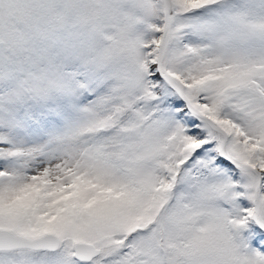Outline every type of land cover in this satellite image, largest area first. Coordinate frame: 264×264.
I'll list each match as a JSON object with an SVG mask.
<instances>
[{"label":"snow or ice","instance_id":"obj_1","mask_svg":"<svg viewBox=\"0 0 264 264\" xmlns=\"http://www.w3.org/2000/svg\"><path fill=\"white\" fill-rule=\"evenodd\" d=\"M0 264H264V0H0Z\"/></svg>","mask_w":264,"mask_h":264}]
</instances>
